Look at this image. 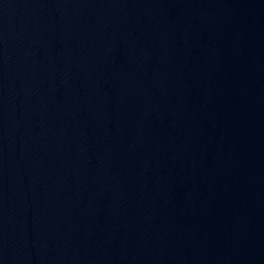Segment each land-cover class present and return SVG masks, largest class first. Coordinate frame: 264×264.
I'll list each match as a JSON object with an SVG mask.
<instances>
[{"label":"water","instance_id":"water-1","mask_svg":"<svg viewBox=\"0 0 264 264\" xmlns=\"http://www.w3.org/2000/svg\"><path fill=\"white\" fill-rule=\"evenodd\" d=\"M0 264H264V0H0Z\"/></svg>","mask_w":264,"mask_h":264}]
</instances>
